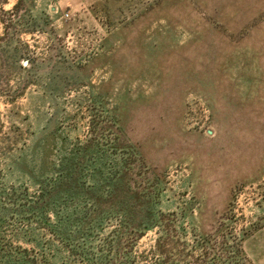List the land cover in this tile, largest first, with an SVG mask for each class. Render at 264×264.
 <instances>
[{"label":"rangeland","instance_id":"rangeland-1","mask_svg":"<svg viewBox=\"0 0 264 264\" xmlns=\"http://www.w3.org/2000/svg\"><path fill=\"white\" fill-rule=\"evenodd\" d=\"M0 264H264V0H0Z\"/></svg>","mask_w":264,"mask_h":264}]
</instances>
